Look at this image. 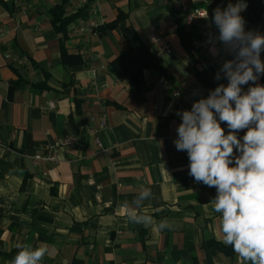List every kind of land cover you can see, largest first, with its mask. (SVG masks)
<instances>
[{"label": "crops", "instance_id": "crops-1", "mask_svg": "<svg viewBox=\"0 0 264 264\" xmlns=\"http://www.w3.org/2000/svg\"><path fill=\"white\" fill-rule=\"evenodd\" d=\"M73 1L0 0V253L46 247L41 264H249L209 245L227 247L212 206L216 189L189 175L187 152L174 144L177 113L228 83L216 75L234 56L212 18L190 26L203 38L190 53L177 34L183 9L208 15L216 0H86L64 38L50 11L64 3L71 17ZM80 21L97 28L79 33ZM126 28L167 72L166 90L147 80L135 88L110 74L109 64L129 49ZM245 31L264 35V20ZM210 39L214 47L205 45ZM62 50L74 60L65 64ZM257 83L264 85V75ZM66 138L57 165L43 171L33 164L47 143ZM146 189L152 195L141 200ZM137 215L153 217L151 224L128 219ZM162 220L172 227L160 230Z\"/></svg>", "mask_w": 264, "mask_h": 264}, {"label": "clouds", "instance_id": "clouds-1", "mask_svg": "<svg viewBox=\"0 0 264 264\" xmlns=\"http://www.w3.org/2000/svg\"><path fill=\"white\" fill-rule=\"evenodd\" d=\"M245 0L216 9L212 23L219 30V41L233 54L223 63L221 73L228 83L219 84L206 98L194 102L190 110L178 112L174 141L177 151H186L189 175L197 183L214 187L217 195L213 211L220 214L222 241L231 246L242 261L264 264V35L245 31ZM207 19V12L202 16ZM215 45V41L209 40ZM247 91L244 85H249ZM227 125L228 132L225 134ZM246 130L242 138L237 133ZM152 195L141 192L140 199ZM134 223L151 224L153 217L129 216ZM165 220L160 230L171 228ZM11 264H40L46 247L21 245Z\"/></svg>", "mask_w": 264, "mask_h": 264}, {"label": "trees", "instance_id": "trees-1", "mask_svg": "<svg viewBox=\"0 0 264 264\" xmlns=\"http://www.w3.org/2000/svg\"><path fill=\"white\" fill-rule=\"evenodd\" d=\"M238 0H216L208 6V16L213 19L216 9H225L229 3L235 4ZM247 8L241 14L246 23H254L264 20V0H246ZM64 3L56 6L50 11L51 23L54 30L60 33L65 38L66 28L73 22L80 19L85 9H81L71 17H64L63 10ZM122 19L120 15L117 22ZM245 23V24H246ZM107 27L106 29H108ZM102 29L99 30V32ZM177 34L181 45L187 52H191L192 48L203 41V38L197 33L195 27H187L184 19L178 20ZM123 37L129 45V49L121 53L120 56L109 64V72L113 76L127 82L135 88H140L148 77L165 78L167 79V72L159 66L154 58L149 54L147 48L140 42L136 33L126 28L123 31ZM62 61L66 64L74 60V57L68 56L65 50L61 53ZM210 246L216 247L220 252L227 256H233V249L231 246H224L220 243H209ZM17 251L9 254L0 253V259L3 261H12L16 256ZM251 264V262H249Z\"/></svg>", "mask_w": 264, "mask_h": 264}, {"label": "built area", "instance_id": "built-area-1", "mask_svg": "<svg viewBox=\"0 0 264 264\" xmlns=\"http://www.w3.org/2000/svg\"><path fill=\"white\" fill-rule=\"evenodd\" d=\"M86 0H74L73 1V7L75 11H79L80 9H82V7L85 5ZM182 13L184 15V19H185V25L187 27H190L193 25V22L197 19H205L202 16L206 13L204 11H198V12H194V13H189L187 12L186 9L182 10ZM208 16V15H207ZM97 27L93 22H87L84 23L83 21H80V27L78 29L79 33H83L86 31H93L95 30ZM2 29L0 28V31ZM150 41L153 44H158L160 49L165 53V54H170L171 52V48L170 46L163 41L159 36H157L155 33H151L150 34ZM205 45H210L209 40H207L205 42ZM147 81H154V83H156L157 87L161 90H166L169 87V83L166 79L164 78H151L148 77ZM50 108H53V104L49 105ZM99 124L100 127L103 129H106V120L104 117L99 119ZM97 142V146L100 147L99 141L96 139ZM71 143L70 139H62L59 140L55 143H47L44 147H43V151L41 153L36 154L33 158V164L34 165H41L42 166V170L44 171L46 167H52L55 166L59 163V154L62 151V149H64L65 147H67L69 144ZM41 264V263H40Z\"/></svg>", "mask_w": 264, "mask_h": 264}]
</instances>
